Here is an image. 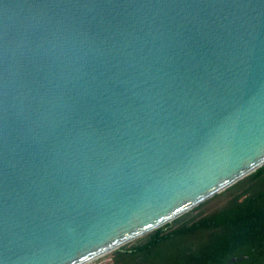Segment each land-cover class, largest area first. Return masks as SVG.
I'll return each mask as SVG.
<instances>
[{
	"label": "water",
	"instance_id": "obj_1",
	"mask_svg": "<svg viewBox=\"0 0 264 264\" xmlns=\"http://www.w3.org/2000/svg\"><path fill=\"white\" fill-rule=\"evenodd\" d=\"M262 165L264 0H0V264H85Z\"/></svg>",
	"mask_w": 264,
	"mask_h": 264
},
{
	"label": "trees",
	"instance_id": "obj_2",
	"mask_svg": "<svg viewBox=\"0 0 264 264\" xmlns=\"http://www.w3.org/2000/svg\"><path fill=\"white\" fill-rule=\"evenodd\" d=\"M111 264H264V165L111 252Z\"/></svg>",
	"mask_w": 264,
	"mask_h": 264
},
{
	"label": "rangeland",
	"instance_id": "obj_3",
	"mask_svg": "<svg viewBox=\"0 0 264 264\" xmlns=\"http://www.w3.org/2000/svg\"><path fill=\"white\" fill-rule=\"evenodd\" d=\"M111 252L104 254L102 256H99L85 264H111V258H110Z\"/></svg>",
	"mask_w": 264,
	"mask_h": 264
}]
</instances>
